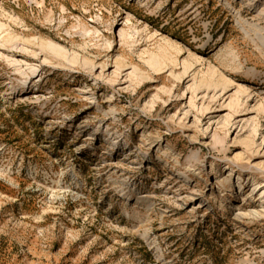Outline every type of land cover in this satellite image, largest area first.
Instances as JSON below:
<instances>
[{
    "label": "rangeland",
    "instance_id": "obj_1",
    "mask_svg": "<svg viewBox=\"0 0 264 264\" xmlns=\"http://www.w3.org/2000/svg\"><path fill=\"white\" fill-rule=\"evenodd\" d=\"M260 35L264 0H0V264H264Z\"/></svg>",
    "mask_w": 264,
    "mask_h": 264
},
{
    "label": "bare ground",
    "instance_id": "obj_2",
    "mask_svg": "<svg viewBox=\"0 0 264 264\" xmlns=\"http://www.w3.org/2000/svg\"><path fill=\"white\" fill-rule=\"evenodd\" d=\"M248 33V32H247ZM256 42H258L261 46L264 47V37H262L261 35L260 36H257L256 38ZM27 99V98H26Z\"/></svg>",
    "mask_w": 264,
    "mask_h": 264
}]
</instances>
